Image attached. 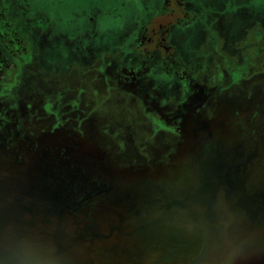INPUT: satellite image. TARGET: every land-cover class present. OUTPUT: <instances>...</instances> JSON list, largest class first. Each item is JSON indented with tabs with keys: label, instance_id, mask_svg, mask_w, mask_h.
I'll return each instance as SVG.
<instances>
[{
	"label": "flooded vegetation",
	"instance_id": "obj_1",
	"mask_svg": "<svg viewBox=\"0 0 264 264\" xmlns=\"http://www.w3.org/2000/svg\"><path fill=\"white\" fill-rule=\"evenodd\" d=\"M159 3L139 38H74L66 60L61 56L67 69L54 41L50 59L61 67L42 68L35 60L34 68L22 66L26 76L18 75L15 87L6 76L14 78L21 52L4 49L0 39V207L15 196L12 190L21 191L27 167L42 165L49 135L57 144L70 135L92 137L120 168L133 170L168 167L188 142L212 139L211 133L219 147L222 135L231 134L264 150V18L240 32L247 14L239 10L221 35V13L215 38H171L176 29L213 26L201 2H191L195 11L187 0ZM255 28L263 33L254 35ZM219 147L205 142L202 150Z\"/></svg>",
	"mask_w": 264,
	"mask_h": 264
},
{
	"label": "water",
	"instance_id": "obj_2",
	"mask_svg": "<svg viewBox=\"0 0 264 264\" xmlns=\"http://www.w3.org/2000/svg\"><path fill=\"white\" fill-rule=\"evenodd\" d=\"M211 136L152 170L45 137L0 207V264H264V150Z\"/></svg>",
	"mask_w": 264,
	"mask_h": 264
},
{
	"label": "rangeland",
	"instance_id": "obj_3",
	"mask_svg": "<svg viewBox=\"0 0 264 264\" xmlns=\"http://www.w3.org/2000/svg\"><path fill=\"white\" fill-rule=\"evenodd\" d=\"M159 1L162 2V0H0L2 47L21 52L19 57L17 55L13 60L17 65L15 76L10 79L7 75L5 84L9 81L14 87L17 82L20 84L17 76L25 77L26 75L22 74L23 67L34 68L35 60L38 66L50 67L52 70L57 63L60 66V59V63L64 66L62 68L67 69L68 67L61 61V56L65 61L68 51L66 46L74 38H139L144 24L151 15V10L159 11L161 7ZM193 1L198 4L201 2V7L207 12V21L213 26V30L205 27L201 29L198 26L176 29L171 34V38H180L185 34L190 38L194 36L201 38L203 35L205 38H215L217 15L221 13L223 15L220 18H223V21L218 22L221 35H224L232 22L237 20L239 10L245 9L247 14V20L240 27H243L240 32L248 33L247 24L264 18V0H248L247 4L245 0H220L221 4H216L213 0H187L191 11L196 10V6L191 3ZM225 20H228V24ZM261 23L264 27V21ZM233 27L236 26L233 24ZM237 32L238 30L236 34H239ZM262 33L263 28L261 31L255 28L254 35ZM54 41H56L55 48L59 46L57 48L59 59L56 61L51 60L56 51L52 48ZM0 58L3 59L1 54ZM71 137L83 140L77 135L59 139L62 143L70 144L73 142ZM115 164L121 169L118 163ZM119 169L118 172L121 174ZM90 181L99 184L96 177H92Z\"/></svg>",
	"mask_w": 264,
	"mask_h": 264
}]
</instances>
